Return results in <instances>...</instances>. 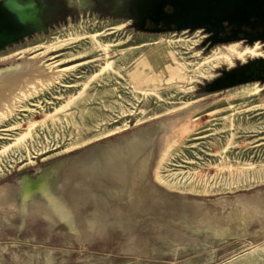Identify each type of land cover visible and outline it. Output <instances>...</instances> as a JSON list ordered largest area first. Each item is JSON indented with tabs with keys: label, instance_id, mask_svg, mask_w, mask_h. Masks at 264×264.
<instances>
[{
	"label": "rangeland",
	"instance_id": "obj_1",
	"mask_svg": "<svg viewBox=\"0 0 264 264\" xmlns=\"http://www.w3.org/2000/svg\"><path fill=\"white\" fill-rule=\"evenodd\" d=\"M70 4L74 22L0 53V72L41 65L61 74L0 122V149L10 146L0 154V196L24 176L104 154L77 170L80 206L61 225L0 204V264H264L263 86L203 93L232 66L204 77L196 64L229 45L206 47L201 31L141 34L130 21L99 18L95 0ZM70 34L85 38L41 48ZM147 128L153 139L138 134Z\"/></svg>",
	"mask_w": 264,
	"mask_h": 264
},
{
	"label": "flooded vegetation",
	"instance_id": "obj_2",
	"mask_svg": "<svg viewBox=\"0 0 264 264\" xmlns=\"http://www.w3.org/2000/svg\"><path fill=\"white\" fill-rule=\"evenodd\" d=\"M92 10L101 19L130 21L141 34L187 27L190 33L205 32L206 47L260 45V56L221 68L202 89L212 94L261 85L264 90V0H95ZM76 17L70 0H0V53L47 36Z\"/></svg>",
	"mask_w": 264,
	"mask_h": 264
},
{
	"label": "bare ground",
	"instance_id": "obj_3",
	"mask_svg": "<svg viewBox=\"0 0 264 264\" xmlns=\"http://www.w3.org/2000/svg\"><path fill=\"white\" fill-rule=\"evenodd\" d=\"M63 38L57 39L56 41L52 40L54 41L52 44L41 48L46 49L47 51L51 50L53 52H58L63 48L69 46L70 44H73V42L84 39L85 35L70 34L68 38ZM91 39L93 42L96 41L97 38L93 35ZM239 46L240 45L235 44L226 47L224 46L225 48H213L212 52L209 55L205 56L202 61L196 64V68L194 70H196L197 73L204 77L210 76L211 70L214 68H218L221 65L233 66L235 64V61L237 60H239L240 62H245L248 58H256L261 54L260 45H256L254 48L245 49H241L239 48ZM105 50L107 49L105 48ZM71 57V55L66 56L64 61L70 60ZM154 58V64L159 65V63L165 62L166 55L163 51H161ZM151 62L150 65H154ZM40 66L34 67L32 65H27L15 68L12 71L0 72V122L12 116L13 110L15 109V101L16 104H19V99L24 100L30 98L34 92H37L35 91L36 89H44L45 86L50 87L51 84L55 82L57 83L61 78V74L57 72H46L45 70L41 69ZM112 67L113 63L107 62L106 65H104L98 73L94 74L92 77L90 76L89 79H93L95 78V76H100L103 72L110 70ZM168 70L181 71L179 68L172 66H170ZM88 81L84 84L86 85ZM151 81H154V79H152ZM151 81H148V79L145 78L143 79V82L147 84L149 82L151 83ZM26 88H30V92L26 93ZM85 89L86 87H84L80 91V93H83ZM80 93L79 96H76L75 98H68L69 101L67 103L69 104L70 102L79 99V97L81 96ZM148 94L149 93H146V95ZM13 95L14 98L17 97L18 100L12 98ZM158 96L160 97L159 94ZM225 120L228 121L229 118H225ZM150 129L151 128L139 130L138 134L144 133V131L148 130L150 138L153 139L152 136L154 135V128H152L153 130ZM26 135L20 134L16 138V142L19 143ZM134 137L135 135H133L130 139ZM9 147L10 146L8 145L3 146L0 149V154L6 153ZM88 154L86 159L84 158L85 160H83V162L81 161V164L78 161L83 158H69L67 160H64L63 162L50 166L42 172V176L38 181H33L27 176H24L20 179V185H18L20 182L19 181L17 184L18 186H12V188H8L7 190H5L6 192H3V194L0 196V204L16 210H18L17 208L19 207V209L21 208V210L33 211L46 222L55 226L61 225L66 217L75 215L77 209L80 206L78 205V201H80L82 196H80L79 194L78 184L81 183H79V175L77 173V170H80L81 166L83 167V165L87 167L86 163L88 162L91 163V161H101V157H103L102 155L104 153L100 152L99 154H96L95 149H93L92 151L88 152ZM131 154L133 153L131 152ZM65 162H68L66 167L58 168L55 170L57 166H60L62 164L64 165ZM159 174V172L158 174H156V178L160 182V184H162V180ZM87 178L88 177L86 176L84 180L85 183L87 182ZM23 180H25V182ZM82 180L83 179L80 177V182ZM163 182L165 183L163 185L168 187L166 181L164 180Z\"/></svg>",
	"mask_w": 264,
	"mask_h": 264
},
{
	"label": "water",
	"instance_id": "obj_4",
	"mask_svg": "<svg viewBox=\"0 0 264 264\" xmlns=\"http://www.w3.org/2000/svg\"><path fill=\"white\" fill-rule=\"evenodd\" d=\"M184 28H187V27H180L179 28V31H182V30H185ZM192 28H195V27H192ZM67 164H68V162L66 163H64V165H63V167H66L67 166ZM44 171V170H43ZM41 176H42V174H41ZM29 178V177H28ZM29 179H31V178H29ZM32 180V179H31ZM38 180H40V178L38 179ZM38 180H33V181H38Z\"/></svg>",
	"mask_w": 264,
	"mask_h": 264
},
{
	"label": "crops",
	"instance_id": "obj_5",
	"mask_svg": "<svg viewBox=\"0 0 264 264\" xmlns=\"http://www.w3.org/2000/svg\"><path fill=\"white\" fill-rule=\"evenodd\" d=\"M264 205H260V209H261V207H263ZM263 209V208H262Z\"/></svg>",
	"mask_w": 264,
	"mask_h": 264
}]
</instances>
